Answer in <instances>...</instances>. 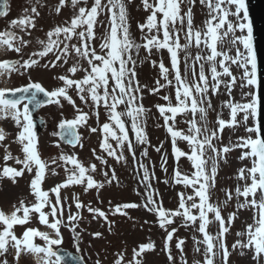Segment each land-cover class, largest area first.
Segmentation results:
<instances>
[{
  "label": "snow or ice",
  "instance_id": "6c2138e0",
  "mask_svg": "<svg viewBox=\"0 0 264 264\" xmlns=\"http://www.w3.org/2000/svg\"><path fill=\"white\" fill-rule=\"evenodd\" d=\"M184 2L185 0H155L154 4H150L148 0H143L145 9L150 8L152 11L147 22L138 25L141 32L147 28L150 34L143 36L142 39L145 42L140 44L131 35L128 13L123 0H107V3H104L103 0H93L90 7L88 0H60V4L56 8L57 14L66 4H70L76 10L70 23L50 30L47 33L46 41L38 39L37 43L41 45V50L31 53L27 60L21 56L20 59L0 61V76L7 74L10 78L13 73L24 75L29 68L37 65L39 60L34 57L43 58L49 53L58 51L56 61L62 60L64 64H67L68 58L72 53H75L78 60L67 71L70 74H75L78 71L85 73L78 80L64 75L56 77L63 82V86L51 92L46 91L38 82H30L21 87L0 88V114L6 116L10 112L15 124L21 129L17 140L22 145L24 153L23 160L15 158L16 163L21 164L22 168L17 170L14 167L5 166L0 175L11 177L15 182V178L22 176L25 170L30 174L34 172L30 187L35 199V203L30 205H26L21 200L18 207L14 205V211L11 214L0 210V256L9 254L11 249L15 251L17 264L21 253H32L37 256L43 254L42 264H87L79 254L81 232L84 231H77L79 222L83 219L79 210L87 207V211L93 214V218L100 217L104 220H107V215L99 208H93L91 205L85 206L78 197L74 196L73 201L78 211L71 212V205H69L65 221V209L61 201L60 189L70 185H81L87 192L92 188L99 190L104 186V183L95 181L89 174L96 170L94 164L86 167L75 155L62 154L60 159L65 166L69 164L72 166L71 168L65 167L66 180L49 190L42 188L48 171V162L41 158L38 151L32 109H38L45 103L60 105L61 98L75 106V102L68 95V90L75 86L82 102L87 103L90 98L93 115L97 119L99 118V108L103 106L106 109L109 122L102 125L104 136L100 145L101 149L109 157H115L118 161L126 160L123 156V148L127 144L129 152L135 158L126 121L130 122V130L135 134L136 143H148L145 128L149 110L145 109L142 102L138 103L143 100L142 86L136 79L137 62L133 58L134 53L137 57L139 56L140 49L143 47L149 55L153 49L158 52L161 49H167L170 54L171 71L169 67L165 66L163 60L159 63L160 75L166 84H161L157 80L156 87L149 91L156 94L160 88L166 86L173 89L172 96H163L167 105H156V107L164 120L166 131L171 136L176 161L179 162L181 157H186L190 161L191 168L194 169L191 175L182 174L179 168L175 170V183L183 184L185 189H192V194L186 197L184 193L178 194L179 205L175 211L165 209L162 204L158 205L153 198L154 190L151 183L146 184L147 202L143 204V207L157 215L159 227L167 232L165 248L167 249V241L172 240L173 233L176 231L175 228L170 232L167 231V226L174 222V217L181 218V226L184 227L189 224L195 225L199 220L198 231L203 234V240L196 241V243L205 245L203 264H216L217 257H222L223 264H228L230 253L223 239L228 228L225 227L220 204L211 201L210 190L215 187L220 160L224 159L226 162L227 153L239 148L242 150L239 159H250L252 166L250 168L245 166L238 170L237 180L245 181V183L243 188L239 184L235 188L236 208L238 210L251 208L254 212L253 223L247 225L245 233H237V235H246L247 242L237 241L233 245V249L240 247L253 250L255 253L253 259L257 261V264H260L261 257L264 256V90H262L264 89V78L259 81L261 89L259 95L254 91H243L246 87L258 85L257 56L253 46V27L247 3L246 0H200V3L208 9V19L205 20L203 29H194L191 7L181 15L180 5ZM36 3L40 4V0H36ZM188 3H194V0H188ZM81 4L84 6L77 10V6ZM233 6L235 11H232ZM7 10V0H5L3 9L0 10V17L6 16ZM105 11L109 14V27L99 37L101 43L98 53L96 47L93 46V41L97 39L96 27L102 26L98 17ZM158 14H160L159 18ZM38 15L39 12L35 5L31 8V14L28 9H25V14L21 18L12 20L8 28L0 31V46L20 54L22 47L26 46L29 41L18 35L15 29L19 28L21 32H27L28 29L34 28L35 16ZM230 16L235 17V22L229 19ZM185 20H187V30L184 36L186 43L181 44L179 33L183 30ZM178 22L181 25L180 28L176 27ZM154 30L155 34L152 35ZM238 31L240 35L236 34ZM161 32L162 39L160 38ZM74 38L78 42L70 44ZM193 46L200 50L194 58L189 52ZM233 50H235L234 55L231 54ZM180 52L185 54L183 69L180 66ZM80 60H86L88 67H83ZM142 63L143 61H141ZM152 63L155 66L156 62L152 61ZM196 64L199 65L198 71ZM233 65L243 70L239 82L231 70ZM52 66L55 67L56 63L53 62ZM45 67L48 65L45 64ZM22 69L24 71H21ZM238 83L241 100L247 97H251V99L248 102L232 99L222 101L221 111L217 112L213 107L212 97L220 93L221 86L231 97L233 88ZM40 94H43L47 99L41 100ZM121 106H123L122 109ZM224 108L230 110V119L228 120L223 118L222 110ZM76 111L78 115L74 119L63 120L60 123L61 131L58 133L61 139L72 146L81 144V137L76 129L86 124L89 119L88 113L82 112L79 108ZM210 112H216L213 127H209L210 124H213L209 118ZM187 113L191 114V119L184 121L187 125L185 132L178 129L177 117L179 114ZM240 113L243 116L238 119ZM250 117L253 121L252 125H249ZM170 121L171 123H169ZM159 126L157 125V127ZM241 127L244 129L245 135L238 137L235 143L229 140L228 145H223L222 133L225 128H229L235 133ZM90 130L97 131L96 128ZM4 139L5 135L0 130V141ZM109 139L116 142V147L120 149L119 155L109 143ZM178 139L187 142L188 151H183L176 146ZM141 155L147 156L146 148ZM4 159L7 161L13 157L10 153H6ZM97 159L102 164H106L103 157L98 156ZM55 162V159L51 161V163ZM139 167L143 169L141 183L148 182L150 174L147 166L140 163ZM164 170L167 171L166 168ZM52 174L56 175L55 170ZM103 175L107 177L108 174L104 172ZM113 179H116L114 172L107 182L111 183ZM249 180L250 183L247 182ZM224 191L227 199L223 201V204L226 206L232 199V192L227 189ZM50 193L55 194L54 201ZM240 197L244 198L243 203L239 202ZM138 206L134 203H127L117 205L114 210H110L113 214L127 215L123 211L124 209ZM194 209L197 210V214H193ZM210 213L212 220L209 219ZM34 217L38 219L40 225L50 229L51 233L42 231L38 227H26ZM236 218L235 212L230 213L229 224ZM213 220L218 221L220 226V231L215 236L207 231L208 225ZM16 226L25 228L20 237L15 234ZM62 227L69 228L72 233L77 249L76 253L61 247L63 244ZM90 235L98 238L102 236V233L96 232ZM37 238L43 243H38ZM182 244L183 241H180L177 247L179 248ZM153 247L152 243L141 245L140 252L134 251V256H139L144 250ZM199 250L197 247L196 251L199 252ZM243 254L241 251V255ZM168 255L171 261L173 258L170 251ZM118 256L120 258L115 264H121L123 259L122 254H118ZM0 264H8L7 259L0 261ZM95 264H100V261L97 260ZM135 264H140V261L136 260ZM194 264H201V261H195Z\"/></svg>",
  "mask_w": 264,
  "mask_h": 264
},
{
  "label": "rangeland",
  "instance_id": "374dc122",
  "mask_svg": "<svg viewBox=\"0 0 264 264\" xmlns=\"http://www.w3.org/2000/svg\"><path fill=\"white\" fill-rule=\"evenodd\" d=\"M93 0H88V6L90 7ZM107 3V0H103ZM127 13L128 22L130 24V32L132 37L137 43L143 44L145 41L142 39L145 35H150L148 29L145 28L143 32L139 29L138 25L145 24L148 16L151 14V9H145L143 0H123ZM150 4H154L155 0H148ZM60 4V0H40V4L36 3V0H8L7 15L0 17V31L5 30L9 27V24L14 19H19L25 14V9L29 10L31 14V8L35 5L38 16H35V27L30 28L27 32H21L19 28L15 31L18 35L22 36L24 40L29 43L22 47L21 53L17 54L14 51L8 50L6 47L0 46V61L20 59L22 56L24 60L29 58V55L33 52L41 50V45L37 43V40H47V33L57 26H65L66 23H70L73 16L76 14L70 4H66L60 9L59 14L56 12L57 6ZM43 5V7H41ZM84 6L83 4L77 6ZM181 15L186 13L191 7L193 16V27L194 29H203L204 22L208 19V9L205 5L200 3V0H194V3L189 4L188 0L181 3ZM235 10L233 6L232 11ZM158 14V18H159ZM243 14L241 13V16ZM230 20L235 22V17L230 16ZM98 20L102 22V26L98 25L95 29L97 39L93 41V46L96 47L99 53V44L101 40L100 36L104 34L106 28L109 27V14L107 11L102 13ZM180 28L179 22L176 25ZM187 30V20H185L183 30L179 33L180 43H186L184 36ZM30 33V34H29ZM152 35L155 34V30ZM240 35L238 31L236 33ZM162 39V32L160 33ZM63 39V36H61ZM78 41L74 38L71 43H77ZM62 47V45H61ZM203 48V46H201ZM241 50L243 48L241 46ZM199 49L195 46L189 49L192 57L194 58ZM59 52L49 53L48 56L43 58L34 57L39 60V63L29 68L24 75L13 73L9 78L7 74L0 76V88L7 87H21L26 86L30 82H38L49 92L63 86V82L56 77L69 76L72 79H81L85 73L78 71L75 74L68 73L67 69L75 64L78 58L75 53L68 58V63L64 64L63 61H56V55ZM206 54V53H203ZM231 54H235V50ZM180 66L183 69L184 63V52H180ZM133 58L137 62L136 67V79L142 86L143 100L138 103H143L145 109H148L147 113V126L145 131L148 137L147 144H137L135 140V134L130 130V122L126 121V126L129 128V138L132 141L133 149L135 151V158L132 153L129 152L127 144L123 148V156L126 160H117L115 157H109L104 152L100 145L103 141L104 133L102 131V125L105 122H109V117L106 113V109L101 106L99 108V118L93 115L92 102L90 98L87 103L82 102L79 99L75 86L68 90V95L71 96L75 102L73 104L68 103L66 100L61 98L60 105L57 104H42L40 108L34 113L35 118H41L43 121V127L36 130L37 134V147L39 154L43 160L48 162V171L46 172V178L42 183L44 190H49L55 187L57 184L63 183L66 180L65 167L71 168L72 166L64 164L60 159L62 154L75 155L86 167L92 164L95 165L96 170L89 174L93 176L97 182H103L104 186L97 190L96 188L89 189L87 192L84 191V186L81 185H70L66 188L60 189V197L62 204L65 209V221L69 212L68 206L71 205V212H77L73 197H78L79 201L85 206L91 205L93 208H99L104 211L107 215V220L97 217L93 218V214L87 211V207L80 209L83 219L79 222L78 232H81L82 240L80 243L79 254L83 256L87 264H95L97 260L100 264H115L117 259L120 257L118 254H122L121 264H135L136 260L140 261V264H194L195 261H201L203 264L204 260V244H197L196 241L203 240V234L198 231L199 220L195 225L189 224L187 227L181 226L182 219L179 217L173 218V223L167 226V231H172L173 228L176 231L173 233V238L167 241V249L165 248L167 232L159 227L158 217L156 214L149 212L143 204L147 202V194L145 193V187L147 183H151L153 191V198L157 204L170 211H175L179 205V193H184L185 197L192 194V189H185L183 184L175 183L174 175L175 170L179 168L182 174L191 175L194 169L190 166V161L186 157H181L179 162L176 161L172 139L170 134L164 127V120L160 116L156 105H167V101L163 99L165 95H173V89L166 86L160 88L158 93L153 94L149 89L156 87V82L159 80L161 84H166L162 76L160 75L159 63L163 60L166 67L170 68V54L167 49H161L159 52L156 49L152 50L151 55L143 47L140 49L139 56L135 53ZM141 61L143 63L141 64ZM152 61H155V66ZM55 62L56 66L53 67L52 63ZM191 64L192 61L190 60ZM45 64L48 67H45ZM80 64L87 68L86 60H80ZM198 71L199 65H195ZM131 67V65H129ZM207 69V65H206ZM233 75L239 77L242 75V69H238L235 65L231 68ZM21 71H24L23 69ZM171 71V68H170ZM171 79V76H170ZM147 87H143V86ZM244 92L252 91L251 87L243 89ZM253 91L255 92L254 86ZM87 95V93H85ZM232 99L234 101L248 102L251 97H247L241 100V90L239 83L233 88L232 96H228L227 92L224 91L221 86V91L212 97L213 107L217 112L221 111L220 104L222 101ZM174 102V100H173ZM123 106H121L122 109ZM79 108L82 112L89 114V119L86 124L79 126V133L81 137V144L77 146H69L62 143L58 137L59 125L63 120H72L78 113L76 109ZM120 110V109H118ZM223 118L225 120L230 119L229 109L224 108ZM170 115V114H169ZM243 114L238 115V119L242 118ZM210 120L213 124L209 127L214 126L216 120V112H210ZM187 119H191V114H179L178 129L187 131V125L184 122ZM198 119V115H197ZM171 123V121L169 122ZM253 121L249 118V125H252ZM157 125H160L157 127ZM96 128V132H92L90 129ZM0 130L3 131L5 139L0 141V173H2L5 166L14 167L17 170L22 168L21 164H17L15 158L18 157L20 160L24 159V153L22 152V145L18 142L17 136L20 132V128L15 124L11 113L4 116L0 114ZM56 133V134H54ZM245 132L243 127L239 128L235 133L231 129L225 128L222 133L223 145H228L229 140L233 143L237 142L238 137L244 136ZM109 143L112 144L113 148L116 149L117 155L120 153V149L116 147V142L109 139ZM215 143V141H214ZM176 146L183 151H188L187 142L177 140ZM219 146V145H218ZM147 149V156H142L141 153L144 149ZM160 150L157 151L156 149ZM242 150L237 148L226 155V162L224 159L220 160L218 174L216 176L215 187L210 190L211 201L213 203H219L221 206V214L225 220V227L228 231L224 233V241L227 246L228 252V264H257V261L253 259L254 251L251 249H241L236 247L233 249V245L237 241L246 243V235H237V233H245L248 224L253 223V212L251 208L237 209V199L235 197V188L237 184L243 188L245 181L237 180L238 170L243 167L250 168L251 163H247L244 160H240ZM6 153H10L13 159L5 161L4 157ZM103 157L106 160V164H102L97 157ZM55 159V163L51 161ZM166 159V163H165ZM248 160V159H247ZM140 163L147 166L150 174L148 182L141 183L143 178V169L139 167ZM167 169L165 171L164 169ZM55 170L56 175L52 172ZM107 172V177L103 175ZM115 173L116 179H113L111 183L107 180ZM154 173V175H153ZM34 177L33 173H28L27 170L22 176L16 177L15 182L11 177H5L0 175V210H3L6 214H11L14 211V205L19 206L21 200L26 205L35 203L34 196L31 193V180ZM167 181V183H165ZM250 183L251 181H247ZM225 189L232 192V199L225 206L223 201L227 199ZM53 201L55 200V194L50 193ZM258 198V197H257ZM251 199V197H249ZM244 198L240 197L239 202L243 203ZM198 202V198H197ZM127 203H134L139 205L135 208H127L123 211L127 215L113 214L111 210H114L115 206L123 205ZM191 203V202H189ZM151 207V205H149ZM111 209V210H110ZM236 213L237 218L234 219L230 224L228 222V216L230 213ZM193 214H197V210H193ZM258 218V217H257ZM209 219L212 220V214H209ZM26 227H38L42 231H49L46 226L40 225L36 217ZM111 228V231H109ZM25 230L22 226H16L14 231L15 234L20 237ZM207 231L215 236L220 231L218 221H214L208 225ZM61 232L63 234V244L61 247L70 249L72 252H77L74 245V239L69 228L62 227ZM100 232L101 237H93L91 233ZM195 237V239H194ZM183 241V244L178 248L177 244ZM38 243H43L37 238ZM152 243L154 245L151 249H146L139 256H134L135 252H140L141 245ZM215 243V241H214ZM199 247V252L196 251ZM182 249V250H181ZM171 253L172 260H169L168 253ZM243 251V255H241ZM43 254L37 256L32 253H21L18 264H42ZM7 259L8 264H17L15 259V251L10 249V253L5 256H0V261ZM263 256L261 257V260ZM216 264H223L222 257L216 258ZM260 264L262 262L260 261Z\"/></svg>",
  "mask_w": 264,
  "mask_h": 264
},
{
  "label": "water",
  "instance_id": "95a60500",
  "mask_svg": "<svg viewBox=\"0 0 264 264\" xmlns=\"http://www.w3.org/2000/svg\"><path fill=\"white\" fill-rule=\"evenodd\" d=\"M4 2L5 0H0V10L3 9ZM246 3H247L248 11H249V18L251 20L252 27H253V46L256 51V56H257V79H258V85L255 86V92L257 93V95H259L261 92V89L259 87V81L262 78H264V0H246ZM40 98L41 100L47 99L46 97H44L43 94H40ZM37 110L38 109L33 108L32 113L34 114ZM36 120L37 122L35 124L37 128H42L43 127L42 119L36 118ZM60 131L61 129L59 127V132ZM76 131L79 134L78 128L76 129ZM59 139L63 143L67 144L63 139H61L60 135H59ZM73 253H76V252H73Z\"/></svg>",
  "mask_w": 264,
  "mask_h": 264
},
{
  "label": "bare ground",
  "instance_id": "6f19581e",
  "mask_svg": "<svg viewBox=\"0 0 264 264\" xmlns=\"http://www.w3.org/2000/svg\"><path fill=\"white\" fill-rule=\"evenodd\" d=\"M235 11V10H234ZM245 34H246V32H245ZM251 89H252V91H253V86L251 87ZM245 162H247V163H251V160L250 159H245ZM254 255H255V253H254ZM261 262H262V264H263V259L261 260Z\"/></svg>",
  "mask_w": 264,
  "mask_h": 264
}]
</instances>
